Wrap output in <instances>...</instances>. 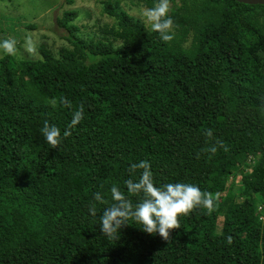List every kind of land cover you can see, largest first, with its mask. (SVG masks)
I'll return each instance as SVG.
<instances>
[{
  "label": "trees",
  "instance_id": "obj_1",
  "mask_svg": "<svg viewBox=\"0 0 264 264\" xmlns=\"http://www.w3.org/2000/svg\"><path fill=\"white\" fill-rule=\"evenodd\" d=\"M102 4L112 23L98 37L78 33L65 10L69 48L0 58V264H264V5L169 0L163 41L117 0ZM45 121L71 133L56 149ZM142 160L154 182L195 184L212 205L179 216L167 239L133 219L106 236L110 189L127 195ZM238 175L248 200L228 185ZM219 216L233 236L216 232Z\"/></svg>",
  "mask_w": 264,
  "mask_h": 264
},
{
  "label": "clouds",
  "instance_id": "obj_2",
  "mask_svg": "<svg viewBox=\"0 0 264 264\" xmlns=\"http://www.w3.org/2000/svg\"><path fill=\"white\" fill-rule=\"evenodd\" d=\"M169 0H157L151 8H146L142 12L145 21L150 24L152 31L157 32L163 41H170L173 29V19L169 15ZM29 44L31 41H28ZM16 41L5 39L0 41V49L7 55H12L16 51ZM62 103L70 105L65 98ZM84 118V109L81 105L78 110L73 112L71 125H77ZM46 143L56 149L71 133L61 129L54 124L45 121L41 128ZM208 135H211L209 130ZM227 150V149H225ZM215 151V148L212 149ZM141 170L137 179H128L125 183V192L119 187L113 186L110 189L111 199L114 201L111 207L105 208L100 220V231L109 237H115L120 233V229L127 225L129 219L143 225V231L148 234L158 233L167 239L169 231L179 227L178 217L187 215L197 207L210 208L212 201L201 188L192 183L154 182L151 164L142 160L133 163L129 171ZM140 196L141 199L133 204L129 197ZM93 200L98 203H105V198L100 192L93 195ZM91 215L96 214L95 207L89 208ZM230 242V238H229Z\"/></svg>",
  "mask_w": 264,
  "mask_h": 264
},
{
  "label": "rangeland",
  "instance_id": "obj_3",
  "mask_svg": "<svg viewBox=\"0 0 264 264\" xmlns=\"http://www.w3.org/2000/svg\"><path fill=\"white\" fill-rule=\"evenodd\" d=\"M104 0H0V41L14 39L16 51L12 56L16 60H34L41 58V45L54 56L61 48H69L68 33L57 19L65 10H74L77 17L73 23L78 33L87 36H99V28L111 24L112 19L103 12ZM113 1V0H112ZM120 7L129 15L139 19L147 28H151L142 16L144 7L137 0H117ZM31 41L29 44L28 41ZM0 49V58L4 55ZM246 174L248 171L245 172ZM232 194L236 201L248 200L247 187L242 175L228 178ZM234 224H226L219 216L216 232L233 236Z\"/></svg>",
  "mask_w": 264,
  "mask_h": 264
},
{
  "label": "water",
  "instance_id": "obj_4",
  "mask_svg": "<svg viewBox=\"0 0 264 264\" xmlns=\"http://www.w3.org/2000/svg\"><path fill=\"white\" fill-rule=\"evenodd\" d=\"M238 2L245 3V4H262L264 5V0H237Z\"/></svg>",
  "mask_w": 264,
  "mask_h": 264
},
{
  "label": "built area",
  "instance_id": "obj_5",
  "mask_svg": "<svg viewBox=\"0 0 264 264\" xmlns=\"http://www.w3.org/2000/svg\"><path fill=\"white\" fill-rule=\"evenodd\" d=\"M248 159L250 160L251 159V156L248 157ZM257 212L261 215L260 216V219H264V204H258L257 205Z\"/></svg>",
  "mask_w": 264,
  "mask_h": 264
}]
</instances>
